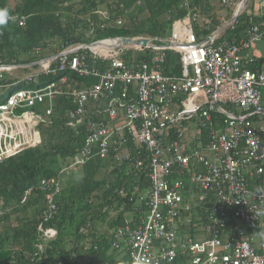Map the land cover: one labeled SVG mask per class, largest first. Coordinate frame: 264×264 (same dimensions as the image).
Here are the masks:
<instances>
[{"label":"built area","instance_id":"obj_1","mask_svg":"<svg viewBox=\"0 0 264 264\" xmlns=\"http://www.w3.org/2000/svg\"><path fill=\"white\" fill-rule=\"evenodd\" d=\"M213 1L207 12L187 4L169 39L71 46L28 65L33 72L13 84L2 83L3 73L21 66H0V91L66 71L98 78L80 89L64 76L9 95L0 104V161L39 146L38 126L50 122L56 98L71 102L68 126H82L85 138L69 168L90 162L97 146L101 158L149 180L146 192L131 197L138 217L114 237V247L125 246L126 264H264V55L254 54L264 42V0ZM241 17L248 19L246 36L226 39ZM214 22H220L216 29ZM19 25L26 26L25 17ZM126 49L143 57L128 63L121 56ZM82 50L105 72L91 69ZM169 53L176 57L171 66ZM103 102L104 111H90ZM42 104L49 105L45 113H36ZM41 184L48 220L59 211L61 185ZM55 237L44 231L45 244ZM44 253L45 245L38 246L31 262Z\"/></svg>","mask_w":264,"mask_h":264},{"label":"trees","instance_id":"obj_2","mask_svg":"<svg viewBox=\"0 0 264 264\" xmlns=\"http://www.w3.org/2000/svg\"><path fill=\"white\" fill-rule=\"evenodd\" d=\"M12 1L15 0H0V8H8L15 18L0 29V65L21 66L20 77L29 73L28 65L71 46L117 38L164 39L173 21L186 15L187 4L192 8L201 7L204 12L213 10L216 5L213 0H143L140 6L138 0H22L15 1L17 4L14 5ZM100 12L107 15L104 17ZM23 17L26 26L21 27L19 20ZM247 28L248 19L241 17L235 31L227 33L225 38L241 39L246 36ZM36 48L42 49L40 55L33 53ZM82 53L88 55L91 69L105 72L106 66L99 67L88 50H82ZM175 58V55L168 54L169 66ZM54 65L57 66L58 62ZM64 76L68 77L69 85L80 88L98 83V78L93 75L80 77L66 71L41 77L38 85L59 81ZM18 78L4 72L2 81L10 84ZM32 84L26 85L33 88ZM5 101L0 91V104ZM54 106L51 117L54 125L40 127L42 144L0 161V264H79L77 256L81 247L78 237L82 236V230H91L98 222L107 220L111 209L119 212V219L110 222L112 227L126 225L129 217L132 219L130 224H133L138 217L135 212L138 202L132 201L131 197L146 192L148 178L126 165L119 166L110 157L101 158L97 146L92 160L80 167L77 179L67 177L69 165L84 143L85 132L82 126L69 127L68 120H65V113L74 106L62 97L56 98ZM105 167H108L107 178H97ZM50 178L60 180L62 191L55 196L58 213L46 220L43 217L46 191L41 182ZM137 186L140 191H135ZM123 188L126 197L120 195ZM28 191L27 200L22 203ZM100 192L102 196L98 195ZM93 195L95 199H92ZM46 229H54L57 235L45 244ZM73 229L76 239L68 243L67 236L74 233ZM103 241H96L100 251L89 250L84 264H125L122 259L126 251L124 244H116L112 250L111 245H106L107 240ZM40 245H45V253L32 263L30 259Z\"/></svg>","mask_w":264,"mask_h":264},{"label":"crops","instance_id":"obj_3","mask_svg":"<svg viewBox=\"0 0 264 264\" xmlns=\"http://www.w3.org/2000/svg\"><path fill=\"white\" fill-rule=\"evenodd\" d=\"M219 23L220 22L214 23L215 29L217 28V26H219ZM215 29H213V30H215ZM137 53H138L137 51L126 49L121 54V56H122V58L125 61H127L128 63H131L132 60L136 59V60L139 61L140 58L143 57V55L140 56V53H138L139 55H137ZM254 54H256L258 56H263L264 55V42L261 43V44H258L255 47ZM173 55H175V54H173ZM68 84H69V81H68ZM32 85L34 86L33 87L34 89L43 87V86L39 87L38 82L37 83L35 82ZM72 85H70V86L71 87H75L76 86V85H74V86H72ZM78 88H80V87H78ZM83 88H86V87H83ZM24 89H32V87H30V86H28L26 84H24V85L22 84V85H20L18 87H15V88L11 89V90H4V91H2V94H3L4 98L7 99L8 96H9V94H11L13 91H15V90H24ZM80 89H82V88H80ZM196 103L198 104L199 103V100H196ZM69 104H70V106H73V105H71L72 104L71 102H69ZM48 106H49L48 104H46V105H43V104L42 105H38V106H36L34 108V111L36 113L43 114V113H45V111L48 108ZM106 108H107V103L106 102H103L101 104H92L91 107H90V111L91 112L104 111ZM66 113H65V120L67 119L66 118ZM101 117H102V119L107 118L108 117V114H106V113L101 114ZM53 125H54V120L51 118V120H50V122L48 124H44V125H41V126H46L47 128H51ZM38 131H39V134H40V137H41V144H42V135L40 133V125L38 127ZM80 170H81L80 167L70 169L67 172V177L68 178L72 177V180L77 179L78 173H80ZM70 171H73L72 175L70 174ZM51 179H55V180L59 181V183L61 185V191H62V183L60 182V180H58L57 178H50V179H46V180H51ZM98 195L99 196H102L101 192ZM92 199H95V196L94 195L92 196ZM111 210H113L112 211V216H109L108 217L109 224L107 225V227H102V224L105 222V221L102 220V221L98 222L95 227H92L91 230L90 229H87V228L84 229V230H82V236L81 237H78L79 243H80V247H81L82 250L80 249L78 251V256H77V261L78 262L77 263L84 264V261L86 260V257L90 253L89 250L100 251V248L101 247H100V245H98V243L96 241H98V242H104L103 239H106L107 242H108V244H106V245H111V249L112 250L115 249L114 246H113L114 243H116L114 237L117 234H119V232L122 231V230H123V232H126V231H124V229L126 227L130 226V222L132 221V219H130V217H129L127 219V221H126L127 222L126 225L124 223L122 225H114V227H112V225H110V222H113L115 219H119V212H117V210H114V209H111ZM52 230H54V229H52ZM86 234H89V235H86ZM56 235H57V232H56ZM83 235L86 236V237L84 238ZM67 237H68L67 240L70 241L68 243H72V239H76L74 235H69ZM126 255H127L126 254V251L123 252L122 259L124 260V263L125 264L127 262Z\"/></svg>","mask_w":264,"mask_h":264},{"label":"clouds","instance_id":"obj_4","mask_svg":"<svg viewBox=\"0 0 264 264\" xmlns=\"http://www.w3.org/2000/svg\"><path fill=\"white\" fill-rule=\"evenodd\" d=\"M14 16L12 15V13L10 12V10L8 9V8H0V29H3V28H5V27H7V25L9 24V23H11V22H13L14 21ZM136 38V37H135ZM42 60H44V59H42ZM42 60H40V61H42ZM40 61H38V62H40ZM34 64V63H33ZM33 64H31V65H33ZM0 66H7V67H14V66H12V65H0ZM19 71V70H18ZM18 71H16V72H14V73H11V72H9L11 75H12V77L14 78H16V77H20V76H18V74H20V72H18ZM21 78V77H20ZM2 82H4V81H2ZM3 84H8V83H6V82H4ZM10 84H13V83H10ZM24 85V83H21V84H19V85ZM26 84H28V83H26ZM13 88H15V87H13ZM13 88H11V89H13ZM16 91V90H15ZM14 92V91H13ZM13 92L11 93V94H13ZM17 92V91H16ZM11 94H9V95H11ZM7 100V99H6ZM6 102V101H5ZM4 102V103H5ZM39 127V126H38ZM40 127H41V125H40ZM41 133V132H40ZM36 148V147H35ZM13 157H15V156H13ZM9 158H12V157H9ZM9 158H5V159H9ZM5 159H3V160H5ZM2 160V161H3ZM73 163V162H72ZM43 180H46V179H42V181ZM42 183V182H41ZM29 191L25 194V196H24V198H23V200H22V203H25L26 202V200H27V196L29 195ZM45 194V193H44ZM45 205H46V195H45Z\"/></svg>","mask_w":264,"mask_h":264},{"label":"rangeland","instance_id":"obj_5","mask_svg":"<svg viewBox=\"0 0 264 264\" xmlns=\"http://www.w3.org/2000/svg\"><path fill=\"white\" fill-rule=\"evenodd\" d=\"M16 2H21L22 0H15ZM11 2L13 5L14 4H17L16 2ZM213 2V1H212ZM105 15H107V13L105 12L104 13ZM172 31H173V29L171 28V29H167L166 30V33H165V38L166 39H169V38H171V35H172ZM137 55H139L138 53H137ZM28 72L29 73H32L33 72V70H31V69H29L28 68ZM29 73H27V74H29ZM26 74V75H27ZM18 76H20V74H18ZM202 98H199L198 100H201ZM107 169H108V167H105V168H103V170L100 172V173H98L97 174V178H99V179H105V178H107V174H108V172H107ZM79 176V175H78ZM110 216H112V211H110ZM109 224V219H107V220H105V222L102 224V227H107V225ZM106 229V228H105ZM74 230V233L73 232H70V235H74L75 234V229H73ZM77 230V229H76Z\"/></svg>","mask_w":264,"mask_h":264},{"label":"water","instance_id":"obj_6","mask_svg":"<svg viewBox=\"0 0 264 264\" xmlns=\"http://www.w3.org/2000/svg\"><path fill=\"white\" fill-rule=\"evenodd\" d=\"M116 40H117L118 45L126 46V47H130V46H133V45L146 46L148 44V39L118 38ZM99 44H100V42H96L94 44L87 45V47L95 48ZM115 45H117V44H115Z\"/></svg>","mask_w":264,"mask_h":264},{"label":"bare ground","instance_id":"obj_7","mask_svg":"<svg viewBox=\"0 0 264 264\" xmlns=\"http://www.w3.org/2000/svg\"><path fill=\"white\" fill-rule=\"evenodd\" d=\"M97 47V46H96Z\"/></svg>","mask_w":264,"mask_h":264}]
</instances>
